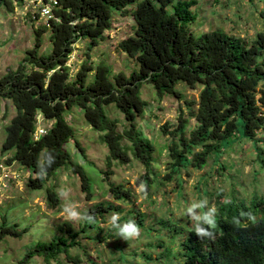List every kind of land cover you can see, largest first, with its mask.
<instances>
[{"label":"trees","instance_id":"16d2710c","mask_svg":"<svg viewBox=\"0 0 264 264\" xmlns=\"http://www.w3.org/2000/svg\"><path fill=\"white\" fill-rule=\"evenodd\" d=\"M21 3L22 0H0V11L12 12L14 5ZM195 6L196 0H59L56 14L60 21L33 30V47L25 52L15 70L0 76V98L9 100L16 111L4 127L0 151L2 155L12 152L6 161H15L30 174L26 183L29 190L42 189L60 168L69 165L71 172L79 177L86 201H92L88 176L62 148L74 135L66 117L74 109L82 113L90 129L102 133L99 139L107 149L108 167L113 162L129 163L130 152L145 168L136 184L145 183L147 191L159 186L154 147L141 137L135 126V117L142 114L146 105L139 95L142 83L151 84L157 98L181 97L176 90L178 83L201 87L196 108L189 112L194 125L189 126L188 120L180 117L168 132L166 125L161 128L164 135L168 134V142L166 170L160 181L175 180L181 187V170L199 171L209 161L218 166L219 172L225 169L219 162L221 157L242 141L251 143L259 170H264V12L259 29L252 36L239 37L219 28L194 33L190 24L198 16ZM114 13L128 15L134 21L133 35L120 40L116 48L134 59L138 71L129 77L113 75L102 63L93 65L88 60L75 73L71 71L66 62L74 44L86 40L91 49L109 30ZM47 31L50 50L40 54L42 35ZM111 104L126 122L122 131L117 130V121L104 112V107ZM38 114L51 126L34 139ZM123 140L128 144L124 145ZM44 151L55 156V163L40 179L37 164ZM108 187L113 200L119 203L129 200L128 188L113 183ZM234 190L226 201L222 192L217 196L214 240H200L193 227L175 230L182 233L177 252L182 264H264V188L254 190L250 196H238ZM45 197L48 206H58L53 182L47 186ZM85 212L95 215V224L83 221L81 228L75 230L65 221L59 233L48 242L35 244L19 264H25L35 255L50 264L62 253L76 263L69 251L77 245L79 234L95 226L99 232L92 238L96 241H100V234L105 241L118 234L110 225L106 230L100 226L98 218L104 219V213H120L121 224L134 219L141 228L140 237L145 231H156L146 222L144 214L135 218L134 209L125 212L108 199L92 204ZM234 217L240 219L238 226L233 223ZM152 222L162 228L167 223ZM26 230H17L3 218L0 241L4 236L19 238ZM161 245L162 242L156 243L157 247Z\"/></svg>","mask_w":264,"mask_h":264},{"label":"rangeland","instance_id":"374dc122","mask_svg":"<svg viewBox=\"0 0 264 264\" xmlns=\"http://www.w3.org/2000/svg\"><path fill=\"white\" fill-rule=\"evenodd\" d=\"M197 19L190 24L194 33L219 28L227 33L239 37L252 36L262 23L261 14L264 12V2L255 0L253 3L245 0H196ZM14 5L12 12L0 11V76L15 70L25 52L34 44L33 30L41 26L30 25L22 19L19 10L17 15ZM134 21L130 16L114 13L111 26L104 32L103 39L88 49V42L77 41L74 44V68L78 70L85 60L93 65L102 63L110 72L129 77L138 71L134 59L117 50L120 40L133 35ZM50 50L49 32L42 35L40 54H47ZM77 56H79L77 58ZM73 73V74H74ZM200 86L190 88L182 83L176 85V90L181 97L163 95L156 97L153 86L142 83L139 90L140 98L146 102L140 116L135 117V126L141 137L148 140L154 147V169L160 175V180L166 170V145L168 134L164 135L161 128L166 125L167 132L177 125L179 118L187 119L188 125H194L190 118V110L196 108V101ZM105 114L117 121V130L122 131L126 126L122 114L114 105L104 107ZM16 111L9 100L0 98V147L5 137L4 127L15 115ZM69 124L73 128V138L63 144L71 161L80 165L89 178L92 201H86V195L81 191L79 177L74 175L69 165L60 168L54 178L45 183L40 190H29L26 187L30 174L15 161L8 163L6 160L12 152L1 154L0 164L11 165L19 177L13 181L9 189L0 195V224L3 218L5 223L19 231L25 229L21 237L4 236L0 241V264H19L38 242H48L53 235L59 233L65 221L70 222L75 230L81 228V222H71L63 213L64 199L59 196L58 206L51 208L46 203L45 190L47 186L55 184V190L61 187L69 189L68 199L79 203L78 209L82 213L92 204L106 199L125 209H134L135 218L144 214L146 222L154 226L153 232H144L137 239L125 241L118 236L112 239L96 241L98 230L96 226L79 234L76 238L77 245L70 249L69 255L77 260H69L62 253L50 264H182V259L177 254L178 243L182 233L176 232L178 228L186 230L193 227V221L185 214V209L194 201L207 198L209 207L215 206V201L222 192L224 201L232 194L250 196L254 190L264 188V170H259L256 163V153L250 142L242 141L232 149L227 150L221 157L220 163L225 169L218 172L217 165L211 161L199 171L181 170V187L176 181L163 182L153 186L147 191V196L137 191L138 178L145 173V168L135 160L129 152L130 162L119 164L113 162L110 167L105 163L107 155L106 146L100 141L102 133L90 129L85 124L82 113L74 109L66 114ZM260 135V134H259ZM260 137V136H259ZM123 144L128 142L123 140ZM5 155V156H4ZM122 185L131 191L128 201L117 202L111 198L107 190L108 184ZM241 185V188H240ZM115 212L104 213V219L98 218L100 226L105 230L109 228V218ZM120 214V213H118ZM137 215V216H136ZM188 218V221L185 219ZM164 220L167 223L163 228L153 225L152 221ZM113 241V242H112ZM162 242L160 247L156 243ZM109 244V246H108ZM149 258V259H148ZM25 264H45L42 257L33 256Z\"/></svg>","mask_w":264,"mask_h":264},{"label":"clouds","instance_id":"9594fccd","mask_svg":"<svg viewBox=\"0 0 264 264\" xmlns=\"http://www.w3.org/2000/svg\"><path fill=\"white\" fill-rule=\"evenodd\" d=\"M54 163L55 156L50 151L42 152L41 158L37 164V177L43 179L47 175L48 168H50ZM137 191L142 193L144 196H147V185L142 182L139 185ZM69 192L70 190L64 187H61L57 190V195L65 201L63 205V213L65 218L71 222L84 221L89 224H95V215L87 212L82 213L79 211V203L68 199ZM185 214L194 222V233L200 238V240L215 239L214 229L216 228L217 208L214 205L209 207V201L207 198L192 202L185 209ZM242 215L250 216L251 214L242 213ZM108 223L112 228L118 230V236L125 241L137 239L141 235V228L134 219H129L128 221L121 224L120 215L118 213H113L109 218ZM233 223L238 226L240 224V219L234 217Z\"/></svg>","mask_w":264,"mask_h":264},{"label":"built area","instance_id":"2783aa9c","mask_svg":"<svg viewBox=\"0 0 264 264\" xmlns=\"http://www.w3.org/2000/svg\"><path fill=\"white\" fill-rule=\"evenodd\" d=\"M59 0H22V3L15 8L16 14H21L22 19L30 25L36 26L40 22L41 26L48 28L52 22H59L60 18L56 14L59 8ZM19 10V13L17 12ZM37 27V26H36ZM38 27V28H39ZM36 29V28H35ZM75 60L74 50L69 55L66 66L71 71H75L72 62ZM34 139L46 133L51 123L44 121L41 114L36 116ZM14 163V162H12ZM11 165L0 164V195L4 194L10 187L13 181L17 180L19 174L15 170H11Z\"/></svg>","mask_w":264,"mask_h":264}]
</instances>
